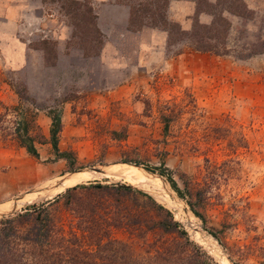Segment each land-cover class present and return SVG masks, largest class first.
<instances>
[{
  "label": "rangeland",
  "instance_id": "obj_1",
  "mask_svg": "<svg viewBox=\"0 0 264 264\" xmlns=\"http://www.w3.org/2000/svg\"><path fill=\"white\" fill-rule=\"evenodd\" d=\"M107 2L130 7L141 14L140 29L154 31L149 43L155 49L136 56L130 45L123 47L126 68L93 60L103 38L95 28L91 0H0V218L73 186L127 185L169 211L210 264H264V0ZM63 30L70 35L61 45ZM6 35L11 40L4 43ZM199 44L225 54L196 51ZM35 52L42 53V61ZM57 53L62 57L58 63ZM138 59L143 68L136 71ZM64 103L71 104L72 126L58 138V148L73 162L53 159L48 144L37 145L38 159L31 158L14 139L17 116L10 108L20 104L35 112L38 138L37 115L61 111ZM120 163L151 170L147 173L161 179L169 197L129 168L56 182L90 167ZM166 175L182 198L170 189ZM136 197L122 211L101 204L90 214L78 198L67 206L60 199L52 209L67 237H79L76 225L83 227L86 217L95 220L92 234L83 233L91 239H83L82 248L95 250V235L101 244L110 238L126 244L133 256L145 257L166 237L153 231L142 240L130 229L111 225L120 213L127 222L136 212L142 224L164 217L145 197ZM197 200H205L196 207L202 220L187 205ZM185 217L204 235L213 234L216 243L203 241Z\"/></svg>",
  "mask_w": 264,
  "mask_h": 264
},
{
  "label": "trees",
  "instance_id": "obj_2",
  "mask_svg": "<svg viewBox=\"0 0 264 264\" xmlns=\"http://www.w3.org/2000/svg\"><path fill=\"white\" fill-rule=\"evenodd\" d=\"M72 3H75L72 1ZM141 14H136L129 7L127 29L136 32L140 29ZM190 36L191 33H189ZM193 34V33H192ZM42 44V43H41ZM44 45V43L42 44ZM83 49V55L86 56V50ZM208 45L199 44L195 46V50L199 52H212L215 55L225 54L223 50L214 51ZM85 52V54H84ZM17 96L24 99L20 92ZM17 116L14 122L13 134L17 145L33 159H38L37 145L48 144L54 155L53 159L66 161L68 164L73 162V158L67 152H62L58 148V134L60 131V111L55 113L46 112V116L50 120L48 128V138H44L39 134L35 138V130L39 128L35 123V112L19 105L10 108ZM163 130L166 131V120L163 118ZM136 165V164H134ZM145 170L152 172L145 168ZM159 176L163 174L159 173ZM166 181L170 189L176 193L179 198L182 194L172 180L166 175ZM81 190L75 196V192ZM61 193V192H59ZM58 193V194H59ZM142 196L147 199L158 210L163 211L164 217L159 221L147 219L146 224L140 223L139 215L131 213V219L124 221L123 213L116 215L112 220L114 227L127 228L135 232V235L142 240L147 232L157 231L161 236H165L161 245L156 248L153 255H145V257L133 256L126 244L107 238L106 242L101 244V239L92 236L95 250H87L80 246L83 239H91L89 235L84 236V232L92 234L91 228L95 227V220L89 216L84 219V226H80V222L76 225L80 231L79 237L76 235H64L63 229L59 226L58 220L54 215L53 206L60 199L64 201L62 206H67L71 200L78 198L86 204V210L90 214L95 213V209L102 205H115L121 207L122 211L124 203L133 201L137 197ZM205 200H197V202H187L190 212L195 217L202 220L198 210ZM123 204V205H122ZM199 204V206H197ZM107 214V213H106ZM118 214V213H115ZM85 215L81 213L80 217ZM148 221V222H147ZM82 222V221H81ZM27 227L24 228V224ZM91 227V228H90ZM154 233V232H153ZM213 238L214 235L210 234ZM185 232L175 222L169 211L162 206L156 204L154 200L139 190H134L130 186L121 184L100 185L88 184L77 185L67 188L62 194L57 195L52 200L45 201L40 204H32L27 206L23 212L0 218V264H210V259L200 248L188 242ZM185 242L180 241L183 239ZM154 244V243H153ZM190 246V252L187 247ZM215 264V263H213Z\"/></svg>",
  "mask_w": 264,
  "mask_h": 264
},
{
  "label": "crops",
  "instance_id": "obj_3",
  "mask_svg": "<svg viewBox=\"0 0 264 264\" xmlns=\"http://www.w3.org/2000/svg\"><path fill=\"white\" fill-rule=\"evenodd\" d=\"M92 4L95 3L93 14L95 21V28L102 35L103 42L99 50V54L93 58L101 66L108 68L122 69L126 68L128 65L127 55L123 53V47L130 45V52L134 55L142 54L144 51L152 50L153 44L149 43L152 40V35L154 31L147 28H142L139 31L132 32L127 29L128 25V7L123 4L108 3L107 0H91ZM7 24L11 25L12 22L6 21ZM6 25V24H5ZM69 33L64 30L60 33L58 42L62 45L64 42L69 40ZM149 35L150 39H145L144 36ZM163 37V36H162ZM159 41L162 43L163 38ZM4 43L7 40H11L10 36L5 37ZM9 40V41H10ZM157 44V47L160 45ZM159 45V46H158ZM161 50V48L159 49ZM35 55L39 56L40 60H43L42 53L35 52ZM83 61H88V58L84 60L83 56L80 54ZM61 56L57 53V63L61 60ZM140 59L135 60L134 70H139L143 68V63L138 62ZM78 71H84L79 68ZM70 103H64L60 111V131L58 138L63 134V131L67 126H72L69 122L73 117V110L70 108ZM37 123L40 127L41 134L44 138H48V127L50 124L49 118L43 114L39 113L37 115Z\"/></svg>",
  "mask_w": 264,
  "mask_h": 264
},
{
  "label": "bare ground",
  "instance_id": "obj_4",
  "mask_svg": "<svg viewBox=\"0 0 264 264\" xmlns=\"http://www.w3.org/2000/svg\"><path fill=\"white\" fill-rule=\"evenodd\" d=\"M120 168H129V169H131V170H133L135 172H138V173H141V174L145 175L146 178L152 180V182L154 184H156L169 197V192H168L167 188L162 184V181H161L160 178H158V176H153L152 174H149V173L143 171L140 167H138L136 165L126 164V163H120V164L110 165V166H107V167H102L101 170L104 173V172L109 171V170H115V169H120ZM86 173H93V172H89L86 169V170H83V171H80V172H76V173L70 174V175L66 176L65 178H59V179L56 180V182H60V181L67 180V179H78V178L83 177ZM93 174H97V173H93ZM56 182H54V183H56ZM47 188H48V186H47ZM41 193H45V190L44 191H41L40 193H35L34 195H32V199L33 198H35V199L39 198V196L41 195ZM173 202L176 203L175 201H173ZM181 212H182V210H181ZM184 220H185L186 225H189V227L191 229H193L195 232H198V227L195 225L196 223H194V221L190 217H185ZM201 238L205 242H207V241L209 242V240H211L210 237H208L207 235H204V234H201ZM208 242H207V244H208Z\"/></svg>",
  "mask_w": 264,
  "mask_h": 264
},
{
  "label": "water",
  "instance_id": "obj_5",
  "mask_svg": "<svg viewBox=\"0 0 264 264\" xmlns=\"http://www.w3.org/2000/svg\"><path fill=\"white\" fill-rule=\"evenodd\" d=\"M102 168V167H101ZM101 168L100 167H90V168H88L87 170L89 171V172H93V173H97V174H104L103 173V171L101 170ZM143 171H145V172H149V171H147V170H143ZM159 178V177H158ZM192 214V213H191ZM198 233L201 235V234H206V233H202L201 231H199L198 230ZM214 242H215V239L211 236V235H209V234H207ZM216 243V242H215Z\"/></svg>",
  "mask_w": 264,
  "mask_h": 264
}]
</instances>
